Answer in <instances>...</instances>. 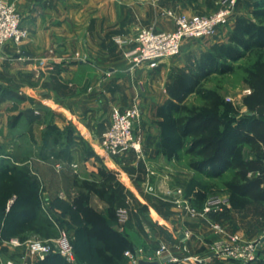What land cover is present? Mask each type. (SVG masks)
<instances>
[{
	"label": "crops",
	"instance_id": "1",
	"mask_svg": "<svg viewBox=\"0 0 264 264\" xmlns=\"http://www.w3.org/2000/svg\"><path fill=\"white\" fill-rule=\"evenodd\" d=\"M195 1L18 0L22 8V24L29 28L30 36L20 46V52L14 43H9L4 47L5 55L0 57V160L11 158L2 147L6 140L14 137L17 146L19 139L28 135L34 145L46 141L43 154L59 150L56 155H75L78 161L84 156L83 163L96 173L100 168L117 172V179H127L126 185L129 184L131 193L143 202L146 199L140 196L134 178H143L147 166L171 172V184L183 185L187 176L182 171L185 168L175 155L164 154L157 145L161 141V130L156 123L155 110L168 98L167 83L176 70L188 62L181 63L174 70V63L166 59L153 68L135 66L131 57L120 51L134 47L135 42L120 46L115 37L132 40L140 28L147 26L172 30L176 28L175 22L167 11L190 13L194 9L203 10ZM216 7L217 0H210V12ZM228 34L229 30L225 31L218 41H225ZM187 42L186 39L183 46ZM51 48L65 56L50 55ZM200 48L203 52L210 47L206 44ZM75 52L79 53L78 57L73 55ZM138 96L143 115L140 125L148 123L151 128L156 127L148 140L145 133V158L141 160L133 150H123L114 157L105 158L101 135L110 124L112 112L132 106ZM24 121L27 128L17 130ZM53 127L63 132L62 142H55ZM66 141L71 143L70 149L63 144ZM42 166L40 164L39 168L43 169ZM47 186L49 195L44 200L54 202L57 191L49 183ZM76 193H73L74 197ZM149 216L158 227L152 230L144 224L129 230L132 252L138 250L142 257L159 259L156 254L159 244L156 247L151 243L144 244L147 238L159 237L158 232L164 235L160 242H168L173 254L181 258L180 262L172 264H227L226 260L211 254L209 245L215 234L211 227L209 230L208 222L186 213L173 212L170 215L153 207ZM171 221L183 226L174 229ZM116 225L123 230L118 223ZM187 229L186 238H179L178 232ZM185 244L188 250L184 249ZM248 264L264 262L257 259Z\"/></svg>",
	"mask_w": 264,
	"mask_h": 264
},
{
	"label": "trees",
	"instance_id": "2",
	"mask_svg": "<svg viewBox=\"0 0 264 264\" xmlns=\"http://www.w3.org/2000/svg\"><path fill=\"white\" fill-rule=\"evenodd\" d=\"M263 52L264 0H256L248 12L235 16L225 41L176 70L166 85L168 98L155 110L164 154L176 156L183 150L194 158L189 162L190 168L212 178H221L231 170L229 192L258 205H264V117L255 112L264 106ZM244 59L250 60L243 68L244 80L251 88L244 99L249 112L235 119L229 116L233 104L225 103L221 93L207 88L205 83L213 75L234 73V63ZM192 94L204 102L201 108L188 104ZM52 130L55 142L60 143L63 132L55 127ZM241 146L249 149L250 157H237ZM20 166L8 159L0 160L1 242L14 237L23 242L32 235H53L57 229V216L51 217L42 207L38 178L28 167ZM97 175L103 182L117 179V172L104 168ZM88 191H77L73 204L57 200L65 207L63 214H69L77 226L73 242L76 258L81 264H118L120 250L134 249L133 244L123 230L113 226L112 222L117 224L116 211L108 218L96 211L87 201ZM64 222L68 230L69 223ZM8 250L7 246L2 248L3 253ZM35 264L72 263L52 251Z\"/></svg>",
	"mask_w": 264,
	"mask_h": 264
},
{
	"label": "rangeland",
	"instance_id": "3",
	"mask_svg": "<svg viewBox=\"0 0 264 264\" xmlns=\"http://www.w3.org/2000/svg\"><path fill=\"white\" fill-rule=\"evenodd\" d=\"M5 1L13 4L21 14L22 8L18 0ZM222 1L223 0H217V7L213 12H210V0H197L195 2L198 4L200 3L203 7V10L194 9L189 11L190 13L183 12L177 14L211 15L222 6ZM254 1L256 0H237L235 15L237 16L238 14L248 12L249 9L252 8ZM169 12L170 10L167 11L168 15ZM169 16L172 17L171 15ZM231 28V25L229 27H223L220 32L218 31L217 37L213 36L207 38L206 40L187 39L188 42L184 44L181 52L176 55V57L174 56L172 58L165 59L174 63L172 66L173 70L176 69L181 63H191L193 62L194 57L200 55V53L202 52L200 48L201 45L207 44L209 45V47L216 45V43H219L218 40L223 37L221 35L227 30L230 31ZM156 30L159 31V29ZM29 36L30 30L28 37L23 39L19 44L14 43L18 47L17 50L19 52L21 50L19 49L20 46L26 39L29 38ZM118 48L120 49V47ZM120 51H122V53H124V55L126 56V51L124 52L122 49H120ZM50 55H58L57 57L65 56V54H60L56 52L54 48L50 49ZM73 55L75 57H78L79 53L75 52ZM261 58L264 59V52L261 54ZM249 63V59H244L235 62L234 64L235 66H237V68L234 73L213 75L205 83V86L207 88L216 89L217 91H219L225 103L233 104L234 109L229 112V116L235 117V119H238L249 112L248 107L244 104V99L250 93L248 90H251V88L245 82L243 73V68L249 65ZM187 102L189 105H196L199 108L204 105V102L194 94L189 96ZM255 115L259 117H264V106L260 107L255 112ZM17 128V130H23V128L25 130L27 128L25 121L24 123L19 124ZM155 128V126L151 128V124L148 123L145 125L141 124L140 129L142 130L141 132L143 139L145 137V133H147L148 140L152 135L151 131H155ZM19 140L20 144H18L17 146L15 144L16 141L14 140V137L9 140H6L4 146L2 145L3 142H1L2 147L8 151L7 153H10L8 154V156H10L11 158L7 159L10 161V163L21 165L20 167H28L31 173L38 178L40 184V198L42 202V207L51 217L55 215L59 219H56L57 217L55 218L57 229L56 232L53 233V235H32L23 242H21L18 238H12L9 241L1 242L0 261H4L5 264H7L9 260L15 262L16 264H35L39 259L37 257L33 259L30 255H28V242L32 239H39L43 242L50 243L53 246L54 251H56L57 247H55L54 241L58 237H60L62 232H66V235L71 243L74 252V263L81 264L76 258L75 247L73 243L76 240L75 230L77 226L74 224V221L69 216V214H63L65 207L62 202H57V200L73 204L75 199L73 193L77 191H81V193L82 191L86 192L89 190V188L91 189L90 192H87L89 194V198L87 200L89 205L96 211L102 213L103 215L105 214L107 218V215L113 214V211H116L117 214L118 208L125 207L128 209L129 219L126 223L121 224L118 222L117 219L118 226L123 227V233L127 237L130 234L129 230L134 227L140 228L144 226V224L152 230L158 227L149 216V211L151 210V207L155 208L159 212L164 211L170 213V215L173 212L190 214L192 217L198 218V220L200 219L201 221L204 220L208 222L209 230L211 227L213 233L214 223H220L228 231L241 234L245 240H257L260 239L262 235H264V205H258L257 203H254L252 201L238 198L236 196H233V194L229 192L227 183L231 178V170H228L221 178H212L210 176H206L205 174L196 172L189 166V162L194 158L189 155H186L183 150L178 151L176 155V160H179L182 166L185 168V170L182 171L185 172V175L187 174V176L184 178L185 180L183 185H179L177 183L171 184L172 173L160 171L158 168L152 165L147 166V170L145 171V175L143 178H134V183L136 184L138 189H140V196L146 199V202H143L141 199H138L137 195L134 196L131 193V189L128 188L130 187L129 184L126 185V183L129 182L126 177L125 179L127 182L121 181L122 179H117L112 182H103L98 177L97 173L91 170V166L83 163L84 156H80V160L78 161L75 155H56L55 153H58L59 150L53 154H43V148L47 146L45 140H43V144H37V142L34 141L35 145L31 143V141H29L28 135L24 136V138L22 137V139ZM60 142H62V139ZM147 142L149 143V141ZM63 144L68 145V148L70 149L71 143L69 141H66ZM157 145L160 146V143L157 142ZM59 148L61 147L59 146ZM239 149L240 150H238L237 153L238 158H248L251 156V153L249 152V149L246 146H241ZM14 153H16V156L13 155ZM40 164L43 165V169L39 168ZM47 183H49V185L53 187L52 189L55 188L57 191L55 197H53L55 205L52 201L44 200V197L49 195V186H47ZM176 189H182L184 191L183 194H185V197L190 200L191 205L195 207L197 213L194 214L192 212H189L188 210L181 208L177 204L173 195H171V193L168 191H173ZM63 190L67 193H65ZM211 197L228 198L231 207H226L223 212L215 213L213 211L212 213L204 214L203 211L204 208H206V202ZM12 200L13 199H11L10 201ZM164 202L165 204H163ZM132 214L134 216H131ZM210 216H212L211 221ZM133 217L135 220L133 219ZM63 220L69 223L68 225L70 228L68 230L64 228L65 222L63 223ZM171 222L174 225V229L183 226L180 223H177V221ZM112 224L114 227H117L115 222H112ZM186 232H188L189 234L188 229L186 230ZM160 234L161 233L158 234L157 232V235L160 238L157 236V238L155 236H152V238H147L144 244L146 245L147 243H151V246L153 247H156L157 244H159L160 247L161 243H166L169 250L171 251L168 242H160L161 238H163L161 236H164ZM191 236L194 235L191 233ZM13 239H18L19 243L13 242ZM215 239H217L216 234ZM129 241L131 242L130 239ZM4 246H7L9 249L6 253L2 252V248ZM183 246L185 250H188L186 248V244ZM120 251L121 259L117 262L118 264H134L133 258L129 254H127L128 251L132 252V249L130 247H123ZM258 259H261L264 262V240L258 252Z\"/></svg>",
	"mask_w": 264,
	"mask_h": 264
},
{
	"label": "built area",
	"instance_id": "4",
	"mask_svg": "<svg viewBox=\"0 0 264 264\" xmlns=\"http://www.w3.org/2000/svg\"><path fill=\"white\" fill-rule=\"evenodd\" d=\"M237 0H223L222 6L211 15H187L169 12L174 18L175 27L172 30H156L154 27L140 28L134 38L126 39L117 36L115 40L120 45H125L129 41H134V47L126 50L125 54L131 57L135 66L147 65L156 67L165 58L176 57L186 39L206 40L217 35L220 28L229 27L235 14ZM29 30L22 24V17L16 7L5 0H0V57L1 49L7 44L13 42L19 44L28 37ZM50 62H52L50 60ZM251 92V90H248ZM109 126L101 135V148L105 158H111L123 150H133L142 160L145 158L143 151V136L140 129V119L142 115V106L139 96L136 97L132 106L123 111L115 110L112 112ZM173 195L177 204L189 212L197 213L195 207L191 205L190 200L185 197L182 189L168 190ZM203 213L223 212L226 207H231L228 198L211 197L205 205ZM118 222L124 224L129 219L127 208L117 209ZM214 233L217 235L211 245V254L213 257L226 260L227 264H248L258 259V252L262 246L264 235L257 240H245L241 234L228 231L222 224L214 223ZM186 236L188 232H185ZM19 243L18 239L12 240ZM57 252L66 258L67 261L74 262V252L71 243L62 232L60 237L54 241ZM54 251L50 243L39 239H32L27 244V252L33 259H44ZM134 264H138L140 253H128ZM158 260L161 264H172L181 261V258L173 254L166 243H161L157 249ZM191 257V256H190ZM186 257V258H190ZM199 261L201 259H198ZM0 264H5L4 261ZM7 264H16L9 260Z\"/></svg>",
	"mask_w": 264,
	"mask_h": 264
},
{
	"label": "water",
	"instance_id": "5",
	"mask_svg": "<svg viewBox=\"0 0 264 264\" xmlns=\"http://www.w3.org/2000/svg\"><path fill=\"white\" fill-rule=\"evenodd\" d=\"M1 53L2 55H5L4 53V47H2L1 49ZM178 236L179 238H186V233L185 231H180L178 232ZM138 264H161L160 261L158 259H147L145 257H139L138 259Z\"/></svg>",
	"mask_w": 264,
	"mask_h": 264
}]
</instances>
